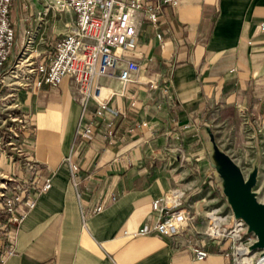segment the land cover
Returning a JSON list of instances; mask_svg holds the SVG:
<instances>
[{
	"label": "crops",
	"instance_id": "obj_1",
	"mask_svg": "<svg viewBox=\"0 0 264 264\" xmlns=\"http://www.w3.org/2000/svg\"><path fill=\"white\" fill-rule=\"evenodd\" d=\"M158 20L143 19L140 52H130L143 64L138 79L106 80L115 91L111 105L123 111L118 116L96 115L94 99L82 109L67 80L11 87L17 111L34 125L19 140L37 162L24 168L15 157L0 159L1 169L22 191L47 176L53 184L12 225L11 237L0 231V253L4 242L13 249L0 264L233 263L232 240H210L207 215L195 210L181 233L133 231L161 219L155 200L181 189L190 205L213 180L207 148L220 125L236 131L264 124V0H181ZM3 86L0 93L9 89ZM103 93L110 95L105 87ZM86 124L91 139L79 133ZM198 243L209 251L205 259L196 257Z\"/></svg>",
	"mask_w": 264,
	"mask_h": 264
},
{
	"label": "built area",
	"instance_id": "obj_2",
	"mask_svg": "<svg viewBox=\"0 0 264 264\" xmlns=\"http://www.w3.org/2000/svg\"><path fill=\"white\" fill-rule=\"evenodd\" d=\"M15 0H0V75L6 69L12 72L13 65L7 67L12 56L16 41L17 30L13 24L12 6ZM33 3L34 0H28ZM181 0H48L46 10L53 9L55 13L63 14L68 9L73 10L74 18L69 23L68 30L61 35L55 43L53 54L48 62L37 63L33 60L28 74L20 79L24 81L21 85L27 86L34 82L39 88L56 86L67 80L72 88L75 99L80 103L82 109L86 110L90 99L97 102L96 115L106 117L118 116L123 111L111 105L110 100L114 96V90L110 95L103 96V88L107 87L106 80L117 78L124 83L137 80V75L141 72L143 64L127 52H140L139 38L143 19L147 18L154 26L157 25L160 14L166 6H177ZM145 13H141V11ZM260 28L264 31V21ZM32 33V32H31ZM161 35V34H159ZM29 36V43L31 41ZM8 71V70H7ZM42 73V74H41ZM41 74V76H40ZM5 77V76H4ZM4 77L0 78L3 83ZM9 84V83H8ZM14 85V84H12ZM9 87V92L0 93V159H10L15 157L19 165L26 168L29 163L37 162L31 154H25V149L20 140L26 132L32 133L34 125L29 116L21 114L17 104L14 102V89ZM79 133L84 138H93L94 129L92 124L83 126ZM111 134L112 131L110 130ZM25 138V137H24ZM73 175L76 176L79 166L71 161ZM2 178L0 186V213L4 216L0 218V231L4 230L6 237H11L14 231L12 225L21 222L38 202L39 195L44 190L49 189L53 182L47 176L43 184H38L33 180L28 182V186L19 190L15 183L16 177L1 169ZM8 184H12L10 188ZM34 187V190H31ZM13 190L9 194V190ZM175 189L172 194L178 192ZM168 192L161 199L153 203V207L161 213V219L155 226L145 224L133 231L134 234H147L153 228L160 233L172 235L181 233L189 225L193 216L191 209L183 205V194L180 198L169 201ZM162 202L164 204H162ZM101 206L97 207L100 210ZM222 213V212H221ZM243 220L244 219H237ZM235 220V224L237 223ZM209 221V220H208ZM209 223V222H208ZM230 221L223 222L220 230L207 226L205 235L213 241L222 238L232 240V264L240 263L236 252V245L244 242L243 233L253 232L250 227L242 229L238 234H232ZM208 225V224H207ZM255 238V237H254ZM249 237V241L254 239ZM7 240V239H6ZM0 236V244H1ZM9 243L4 242L3 253H0V261L5 259L4 253L11 254L13 249L9 248ZM197 259H205L209 251L201 244H197Z\"/></svg>",
	"mask_w": 264,
	"mask_h": 264
},
{
	"label": "rangeland",
	"instance_id": "obj_3",
	"mask_svg": "<svg viewBox=\"0 0 264 264\" xmlns=\"http://www.w3.org/2000/svg\"><path fill=\"white\" fill-rule=\"evenodd\" d=\"M21 2H15L12 7L17 41L7 67L9 68L10 65L15 63L19 64L13 65V70L15 69L13 72L6 69L1 73L0 78L5 76L3 83H6L3 88H7L9 84H14L12 86L15 88L23 86L21 84L24 81L20 78L27 75L29 68L32 66L27 65V62L23 64L21 61V58L26 55V49L33 45L31 51H28L31 60L32 57L37 63L48 60L53 53L55 41L61 38L63 32L68 29L67 25L74 18L71 9L65 11L63 15L59 12L55 13L53 9L46 10L48 0H34L33 3L28 0H21ZM25 2L27 5L23 7ZM27 30L33 31V33ZM25 34H27L25 37L26 42H23ZM30 35L32 43L28 42ZM127 54H130V52H127ZM7 92H9V89L4 90V93ZM244 118V114L240 117L237 115L238 121H244ZM215 120V127H217L220 119L216 118ZM220 126L221 129H217L212 133L215 144L211 148H207V162L216 167L215 174L212 177L213 180L210 179L203 186L202 193L196 195L191 200L190 205L184 200L183 205L189 209L194 208L193 214L201 212L206 215L207 210L221 207L222 214L230 215L229 226L233 227L237 219L242 218L248 223L242 210L236 205L237 200L234 191L236 183L244 189L245 194H248V191L253 192L255 201L260 205H264V124L260 125V130L247 127L246 129L239 128L236 131H229L223 130L222 125ZM235 133L237 134L236 141L233 140ZM1 181L2 178L0 177V183ZM8 185L10 188L12 187V184ZM236 209H239V214H236ZM208 220L209 217L207 216ZM239 226L237 224L235 234H238L241 230ZM243 235L244 242H248V244L242 245L248 247V252L243 257L246 259L244 264H264V250H258L257 247L251 246L257 243L254 241L258 238L249 242L250 236L256 237L253 232L243 233Z\"/></svg>",
	"mask_w": 264,
	"mask_h": 264
},
{
	"label": "bare ground",
	"instance_id": "obj_4",
	"mask_svg": "<svg viewBox=\"0 0 264 264\" xmlns=\"http://www.w3.org/2000/svg\"><path fill=\"white\" fill-rule=\"evenodd\" d=\"M30 43H32V39H31ZM32 46H30V47H28L26 49V52H25L26 55H25V57L21 58V61L23 62V64H25V62H27V65H30L32 63L31 55L28 53V51H31ZM110 89H111V87H105V94H111V93H108V90H110ZM103 90H104V88H103ZM102 94H103V96H105L103 92H102ZM234 191H235V195H236L237 206L240 209L243 207V205L245 203H248V202H253V203L257 204L256 201H255V195H254V193L251 192V191H248V194H245L244 189L241 188V186L238 183L235 184V190ZM182 194H183V191L181 189H179L178 192L175 193V194H172V192H170V194L168 195L169 201H171V198H172V200L173 199H176V198L177 199L180 198L182 196ZM208 212H210V214H208ZM239 212H240L239 209H236V214H239ZM207 216L209 217L208 226L210 224H212V228H214L215 231H218V230H220V227H221L222 223L229 220V216L230 215L229 214H227V215L222 214L221 213V207H215V208H213L211 210H207ZM237 224L240 225L239 227H241V230L242 229H248V228L251 227L250 222L246 223L243 220H237L236 225H234L232 227V230H231L232 231V234H235L234 231L236 229ZM255 238H258L256 241H254V242H257V243L255 244L253 242L254 245H251V246L252 247H257L258 250H262L263 251L264 248H259V244H258L259 237H258V235ZM244 244H248V242L247 243H242V244L236 245V248H235L236 249V252L238 254V259H240L239 260L240 263H244V261L246 259H244L243 257L248 252V247L242 246Z\"/></svg>",
	"mask_w": 264,
	"mask_h": 264
},
{
	"label": "water",
	"instance_id": "obj_5",
	"mask_svg": "<svg viewBox=\"0 0 264 264\" xmlns=\"http://www.w3.org/2000/svg\"><path fill=\"white\" fill-rule=\"evenodd\" d=\"M257 204L248 202L239 209L242 210L244 218L250 222L251 228L258 235L259 248H264V205Z\"/></svg>",
	"mask_w": 264,
	"mask_h": 264
},
{
	"label": "trees",
	"instance_id": "obj_6",
	"mask_svg": "<svg viewBox=\"0 0 264 264\" xmlns=\"http://www.w3.org/2000/svg\"><path fill=\"white\" fill-rule=\"evenodd\" d=\"M4 215L0 213V218H2Z\"/></svg>",
	"mask_w": 264,
	"mask_h": 264
}]
</instances>
